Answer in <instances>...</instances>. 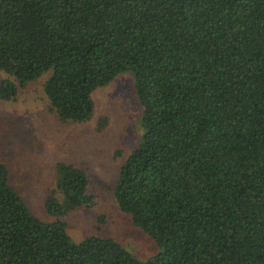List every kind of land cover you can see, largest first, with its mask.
<instances>
[{
    "label": "trees",
    "instance_id": "1",
    "mask_svg": "<svg viewBox=\"0 0 264 264\" xmlns=\"http://www.w3.org/2000/svg\"><path fill=\"white\" fill-rule=\"evenodd\" d=\"M53 69L63 122L90 120L92 92L131 71L141 143L114 189L161 251L112 237L74 242L33 214L0 162V264H264V0H0V98ZM90 178L61 166L47 209L91 206Z\"/></svg>",
    "mask_w": 264,
    "mask_h": 264
},
{
    "label": "rangeland",
    "instance_id": "2",
    "mask_svg": "<svg viewBox=\"0 0 264 264\" xmlns=\"http://www.w3.org/2000/svg\"><path fill=\"white\" fill-rule=\"evenodd\" d=\"M52 74L50 69L19 88L13 100L0 98V162L8 168L9 184L41 220L63 219L74 242L112 237L140 260L158 254L161 246L134 226L114 197L120 168L144 131L134 73H119L93 90L95 111L83 122H63L52 108L45 91ZM7 78L0 70V83ZM65 164L88 174L94 204L71 208L57 191L65 210L57 217L48 211L47 199L58 189Z\"/></svg>",
    "mask_w": 264,
    "mask_h": 264
}]
</instances>
